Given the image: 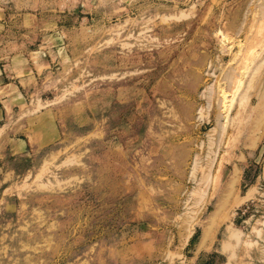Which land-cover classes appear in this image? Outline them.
I'll use <instances>...</instances> for the list:
<instances>
[{
	"label": "rangeland",
	"instance_id": "obj_1",
	"mask_svg": "<svg viewBox=\"0 0 264 264\" xmlns=\"http://www.w3.org/2000/svg\"><path fill=\"white\" fill-rule=\"evenodd\" d=\"M0 264H264V0H0Z\"/></svg>",
	"mask_w": 264,
	"mask_h": 264
},
{
	"label": "bare ground",
	"instance_id": "obj_2",
	"mask_svg": "<svg viewBox=\"0 0 264 264\" xmlns=\"http://www.w3.org/2000/svg\"><path fill=\"white\" fill-rule=\"evenodd\" d=\"M248 41H249V40H248ZM249 43H250V42H249ZM246 44H247V43H246ZM253 44H254V43H253ZM251 45H252V44H251ZM250 47H251V46H250ZM252 47H253V46H252ZM246 49H247V48H246ZM249 49H250V48H249ZM254 49H255V48H254ZM241 52H242V51H241ZM247 52H248V51H247ZM247 52H246V53H247ZM253 54H254V52H253ZM245 55H246V54H245ZM240 56H241V55H240ZM247 58H248V57H247ZM250 59H251V57H249V60H250ZM254 59H255V58H254ZM231 60H232V59H231ZM234 60H235V59H234ZM243 60H244V59H243ZM240 62H241V61H240ZM243 62H244V61H243ZM247 63H248V62H247ZM234 65H235V64H234ZM242 65H243V64H242ZM245 66H246V65H245ZM245 66H244V67H245ZM235 67H236V66H235ZM246 67H247V66H246ZM235 69H236V68H235ZM242 69H243V68H242ZM245 69H246V68H245ZM237 71H238V70H237ZM240 71H241V70H240ZM238 72H239V71H238ZM235 73H237V72H235ZM241 73H242V72H241ZM238 76H239V75H238ZM239 77H240V76H239ZM239 77H233V78H234V80H235V78H239ZM244 78H245V77H244ZM242 79H243V78H241V81H240V79H236V82H234V83H235V87H234L235 89H236V86H237L238 84H239V87L241 86V84H242ZM232 82H233V79H232ZM234 83H233V84H234ZM240 83H241V84H240ZM221 84H222V83H221ZM231 87H233V85H231ZM216 90H217V89H216ZM239 90H240V89H239ZM224 91H225V90H224ZM233 92H234V91H233ZM235 94H236V93H235ZM223 95H225V94H223ZM233 95H234V94H233ZM229 96H230V95H229ZM224 97H225V96H223V98H224ZM227 97H228V96H227ZM227 97H225V100L228 102V98H227ZM231 97H232V96H231ZM234 97H235V96H234ZM234 97H233V98H234ZM221 98H222V97H221ZM225 100H224V103L226 102ZM229 100H230V99H229ZM233 101H234V100H233ZM224 103H223V104H224ZM220 104H221V103H220ZM225 105H227V104H225ZM231 105H232V100L228 102V105H227L226 108H228V110H230V108L232 107ZM228 112H229V111H228Z\"/></svg>",
	"mask_w": 264,
	"mask_h": 264
}]
</instances>
